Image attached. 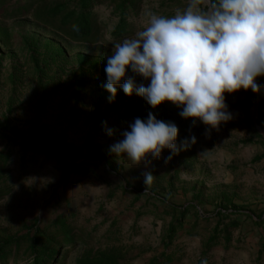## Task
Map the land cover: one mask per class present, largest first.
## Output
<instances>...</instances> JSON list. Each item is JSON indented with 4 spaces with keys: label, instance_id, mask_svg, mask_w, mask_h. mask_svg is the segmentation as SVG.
<instances>
[{
    "label": "rangeland",
    "instance_id": "obj_1",
    "mask_svg": "<svg viewBox=\"0 0 264 264\" xmlns=\"http://www.w3.org/2000/svg\"><path fill=\"white\" fill-rule=\"evenodd\" d=\"M15 1L0 3V151L10 153L0 244L34 220L42 226L61 216L82 243L73 257L84 249L114 248L119 264H149L162 251L172 257L167 264H264V128L258 108L261 101L264 111V87L256 101L248 98L251 89L225 93L232 118L208 131L198 120L192 126L182 119L170 102L153 109L117 87L109 103L102 87L113 44L143 30L148 13L170 17L187 0H138L128 9L130 32L118 41L110 36L116 4L97 0L94 43L69 41L35 21L31 11L6 17ZM134 82L148 83L138 76ZM149 112L177 126L178 146L189 135L195 143L138 164L112 154L109 146L122 139L121 132ZM41 135L54 137L52 149L23 150ZM146 172L153 177L147 184ZM182 210L181 227L164 245L168 224ZM12 258L9 264H26L22 251Z\"/></svg>",
    "mask_w": 264,
    "mask_h": 264
},
{
    "label": "clouds",
    "instance_id": "obj_2",
    "mask_svg": "<svg viewBox=\"0 0 264 264\" xmlns=\"http://www.w3.org/2000/svg\"><path fill=\"white\" fill-rule=\"evenodd\" d=\"M148 16L143 30L113 44L105 58L102 87L109 103L120 87L124 95L135 93L153 109L170 102L182 119H191L192 126L198 120L208 131L232 118L225 93L251 89L255 94L264 87L256 83L264 76V0H187L186 7L170 17ZM135 76L147 80V86L137 85ZM177 134L173 122L149 112L145 120L134 119L109 151L138 164L165 149L177 154L196 141L189 135L178 146ZM143 175L145 184L150 183L152 174Z\"/></svg>",
    "mask_w": 264,
    "mask_h": 264
},
{
    "label": "trees",
    "instance_id": "obj_3",
    "mask_svg": "<svg viewBox=\"0 0 264 264\" xmlns=\"http://www.w3.org/2000/svg\"><path fill=\"white\" fill-rule=\"evenodd\" d=\"M11 0H0V3ZM48 0H32L28 5L16 0L11 4L8 14L15 17L18 14L33 12L32 18L41 25L61 34L69 41L76 43H94L99 40V29L96 25V15L92 12L97 0H55L46 3ZM138 0H113L114 14L118 17L117 23L110 31L111 39L118 41L130 32L126 23L128 9H133ZM45 2V3H44ZM7 8V7H6ZM35 65H37L35 63ZM37 70H39L37 66ZM258 81L264 79L258 78ZM251 101H256V95L248 97ZM259 123L264 128L263 103L259 105ZM263 120V121H261ZM8 140L17 142L16 137L7 136ZM52 135L39 136L36 141L25 142L23 150L32 148L37 151L52 149L54 146ZM48 151V150H47ZM10 153L0 151V198L10 190L8 183ZM65 177V175H64ZM63 177V178H64ZM186 214L185 210L180 211L179 217H173L168 224L163 239L164 245H168L174 237L178 228L181 227L180 218ZM175 216V215H174ZM18 236L10 237L0 244V264H9V258L22 251L26 264H68L72 258L73 264H119L120 253L114 248H104L102 250L77 251L78 237L66 225L64 218L56 216L48 223L40 226L38 220H34ZM13 259V258H12ZM172 257L165 251L150 259L149 264H167ZM17 264V262H13Z\"/></svg>",
    "mask_w": 264,
    "mask_h": 264
},
{
    "label": "water",
    "instance_id": "obj_4",
    "mask_svg": "<svg viewBox=\"0 0 264 264\" xmlns=\"http://www.w3.org/2000/svg\"><path fill=\"white\" fill-rule=\"evenodd\" d=\"M259 101H260V98L258 99V101H257V103H256L255 109H256V107H257V104L259 103Z\"/></svg>",
    "mask_w": 264,
    "mask_h": 264
}]
</instances>
